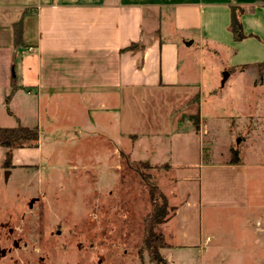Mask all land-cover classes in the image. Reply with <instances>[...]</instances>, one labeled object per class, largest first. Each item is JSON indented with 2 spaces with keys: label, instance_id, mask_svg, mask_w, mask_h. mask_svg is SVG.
Wrapping results in <instances>:
<instances>
[{
  "label": "crops",
  "instance_id": "0c3cea01",
  "mask_svg": "<svg viewBox=\"0 0 264 264\" xmlns=\"http://www.w3.org/2000/svg\"><path fill=\"white\" fill-rule=\"evenodd\" d=\"M234 6L244 9L239 40L230 29ZM196 41L203 57L225 56L226 81L264 64V0H0V115L9 118L1 125L40 129L39 146L13 148L7 168L40 165L20 156L39 149L45 128L63 118L88 142L98 134L118 150L126 141L130 155L134 144L155 153L165 145L168 159L156 164L173 182L168 247L201 246L204 207L245 216L260 206L251 171L264 164L206 154V66L191 57ZM133 42L145 46L124 49Z\"/></svg>",
  "mask_w": 264,
  "mask_h": 264
},
{
  "label": "rangeland",
  "instance_id": "374dc122",
  "mask_svg": "<svg viewBox=\"0 0 264 264\" xmlns=\"http://www.w3.org/2000/svg\"><path fill=\"white\" fill-rule=\"evenodd\" d=\"M198 46L191 57L206 66V154L264 164V64L226 81L225 56L203 57ZM8 119L0 115V126ZM88 135L65 118L45 128L40 148L20 156L40 165L7 168L0 146V264H264V166L251 171L259 207L245 216L204 207L201 246H150L151 183L168 198L173 188L166 166L156 164L168 159L165 145L155 153L134 144L130 155L126 141L117 150L98 134L88 142Z\"/></svg>",
  "mask_w": 264,
  "mask_h": 264
},
{
  "label": "trees",
  "instance_id": "16d2710c",
  "mask_svg": "<svg viewBox=\"0 0 264 264\" xmlns=\"http://www.w3.org/2000/svg\"><path fill=\"white\" fill-rule=\"evenodd\" d=\"M244 9L241 7L234 6L232 9V16L230 22V29L233 32L234 38L236 40L242 39L246 36L243 30L242 21L240 19V14ZM23 23L22 20L18 21L14 25V38L16 45L23 42ZM144 43L133 42L129 46L125 47L126 50H134L137 48L143 49ZM16 89L15 79L12 81V91L7 96L6 101L9 102L13 92ZM199 121V120H198ZM196 125L199 127V122ZM40 142V129L38 126H28L18 122L13 126H0V145L7 148L5 165L7 167L12 166V149L16 147H37ZM238 156L233 161L238 160ZM151 197L153 200V209L148 216V228H147V243L152 246L160 245L161 247L169 246L170 243L167 241L164 231L161 229L160 232L155 231V227L163 224L168 220L171 214H169L170 208L172 206L169 203L168 196L159 190L157 184L151 183ZM172 212H174L175 207L173 206ZM154 255L158 260H163L164 256L157 250H154Z\"/></svg>",
  "mask_w": 264,
  "mask_h": 264
},
{
  "label": "water",
  "instance_id": "95a60500",
  "mask_svg": "<svg viewBox=\"0 0 264 264\" xmlns=\"http://www.w3.org/2000/svg\"><path fill=\"white\" fill-rule=\"evenodd\" d=\"M227 75H228V72H226L225 78L227 77Z\"/></svg>",
  "mask_w": 264,
  "mask_h": 264
}]
</instances>
